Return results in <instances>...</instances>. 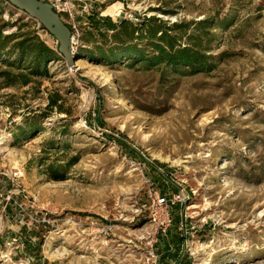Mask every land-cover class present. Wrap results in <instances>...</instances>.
Returning <instances> with one entry per match:
<instances>
[{"label": "rangeland", "instance_id": "obj_1", "mask_svg": "<svg viewBox=\"0 0 264 264\" xmlns=\"http://www.w3.org/2000/svg\"><path fill=\"white\" fill-rule=\"evenodd\" d=\"M60 2L72 65L39 63L56 41L0 1V264H264V0ZM88 16L181 25L214 68L103 63L119 45ZM177 194L162 233L153 200Z\"/></svg>", "mask_w": 264, "mask_h": 264}, {"label": "trees", "instance_id": "obj_2", "mask_svg": "<svg viewBox=\"0 0 264 264\" xmlns=\"http://www.w3.org/2000/svg\"><path fill=\"white\" fill-rule=\"evenodd\" d=\"M88 24L90 26L88 35L98 36L101 40L105 39V35L100 33L99 30L102 27L105 31L112 32L111 38L114 43L119 45L112 48L104 49L103 47H96V54L100 61L103 63L115 62L120 57H130L133 61L140 62L143 67H170L173 69L181 68V74H191L196 72H209L214 68L213 58L205 56L198 51L199 45L197 41L199 37L193 35L189 36L192 47H181L177 45L180 41L178 38L171 35L170 31H177L183 29L181 25H173L172 27H164L163 25L150 24L151 21L143 19L139 27H132V25L123 19L119 22L113 23L108 16L104 18L88 16ZM159 22V21H158ZM204 23H200L199 26H203ZM41 30H43L40 27ZM138 33V40L146 41L143 47L138 45H131L133 36ZM159 36L157 37V35ZM1 36V35H0ZM10 37H4V40ZM27 41H21L18 43V48L21 50L25 48ZM5 43H0V51L3 50ZM39 49L37 51L36 60L39 63H45L47 60H54L59 55L52 49H49L42 43H39ZM145 47L151 49V53L146 54ZM119 48V52L118 51ZM93 53H89V58L93 57ZM43 56V57H42ZM23 84H27L24 82ZM111 139V138H110ZM114 140V139H112ZM119 142V140H116ZM125 149L132 155H135V151L129 146H125Z\"/></svg>", "mask_w": 264, "mask_h": 264}, {"label": "water", "instance_id": "obj_3", "mask_svg": "<svg viewBox=\"0 0 264 264\" xmlns=\"http://www.w3.org/2000/svg\"><path fill=\"white\" fill-rule=\"evenodd\" d=\"M0 1H4L16 10L21 11L47 32L57 43V54L69 65H72L76 61V59H72L74 50L71 43V30L69 26L64 23L61 16L54 12L52 5L39 0Z\"/></svg>", "mask_w": 264, "mask_h": 264}, {"label": "built area", "instance_id": "obj_4", "mask_svg": "<svg viewBox=\"0 0 264 264\" xmlns=\"http://www.w3.org/2000/svg\"><path fill=\"white\" fill-rule=\"evenodd\" d=\"M39 1L49 3L50 5H52L54 12H56L60 16L62 14H68L69 16L73 18V15L79 14V11H76L73 7L68 6V4L62 6L60 0H39ZM84 11L85 10L80 11L81 12L80 14H82V12ZM70 30L72 33L71 43H72L73 50H74L78 46V41H77L78 37L74 34L77 32V29L75 26H72ZM180 200H181V197L179 194L175 196H171V197H168V196H162L161 198L156 197L155 200H153V206L155 208L154 215L159 217L158 218L159 219L158 230H160L162 233L166 231L167 227L171 223L170 211H171L172 206H174L176 203H179ZM156 262H157L156 259H154V264H156Z\"/></svg>", "mask_w": 264, "mask_h": 264}, {"label": "bare ground", "instance_id": "obj_5", "mask_svg": "<svg viewBox=\"0 0 264 264\" xmlns=\"http://www.w3.org/2000/svg\"><path fill=\"white\" fill-rule=\"evenodd\" d=\"M115 6H116V5H113V8H114ZM111 9H112V8H111ZM118 9H120V7H119ZM118 9H116L117 12H118ZM114 10H115V9H114ZM117 12H116V13H112L111 11H110V12H109V11H108V12L106 11L105 14H109V15H117V14L119 13V12H118V13H117ZM78 67H79V64H76V66L73 67V69H76V68H78ZM4 139H5V138H4ZM7 151H8V150H7V148H6V142L3 141V138H1V139H0V153H3V154H4L5 152L7 153Z\"/></svg>", "mask_w": 264, "mask_h": 264}]
</instances>
